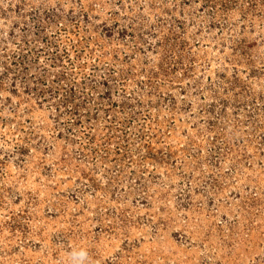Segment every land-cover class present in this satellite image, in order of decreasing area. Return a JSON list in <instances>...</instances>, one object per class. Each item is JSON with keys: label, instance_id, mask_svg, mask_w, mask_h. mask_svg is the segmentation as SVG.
<instances>
[{"label": "rangeland", "instance_id": "rangeland-1", "mask_svg": "<svg viewBox=\"0 0 264 264\" xmlns=\"http://www.w3.org/2000/svg\"><path fill=\"white\" fill-rule=\"evenodd\" d=\"M0 264H264V0H0Z\"/></svg>", "mask_w": 264, "mask_h": 264}, {"label": "clouds", "instance_id": "clouds-1", "mask_svg": "<svg viewBox=\"0 0 264 264\" xmlns=\"http://www.w3.org/2000/svg\"><path fill=\"white\" fill-rule=\"evenodd\" d=\"M79 255L83 256V255H84V253H80Z\"/></svg>", "mask_w": 264, "mask_h": 264}]
</instances>
